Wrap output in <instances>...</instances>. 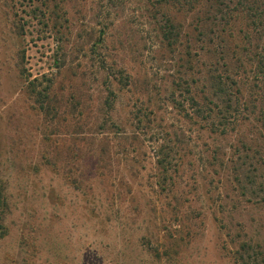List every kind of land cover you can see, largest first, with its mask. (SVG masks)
Returning <instances> with one entry per match:
<instances>
[{
	"label": "rangeland",
	"instance_id": "rangeland-1",
	"mask_svg": "<svg viewBox=\"0 0 264 264\" xmlns=\"http://www.w3.org/2000/svg\"><path fill=\"white\" fill-rule=\"evenodd\" d=\"M150 13L144 0H0V264H264V203L240 196L226 160L243 141L264 160V132L250 119L213 136L171 103L205 67L192 76L159 45ZM226 26L231 48L251 29ZM246 83L251 99L261 86ZM158 152L175 165L168 195ZM173 209L194 218L178 225Z\"/></svg>",
	"mask_w": 264,
	"mask_h": 264
},
{
	"label": "trees",
	"instance_id": "trees-1",
	"mask_svg": "<svg viewBox=\"0 0 264 264\" xmlns=\"http://www.w3.org/2000/svg\"><path fill=\"white\" fill-rule=\"evenodd\" d=\"M144 1L150 6L151 18L149 19L157 29L159 45L169 47L185 57V65L189 66L192 76L195 72L203 74V67H205L202 87L195 83L194 77H191L190 82L185 79L186 94L181 101L172 95L171 103L180 111H185L184 116L199 124L213 136H230L238 129L239 122L250 121V119L258 122L264 132V0ZM170 12L183 13L189 18L188 23L176 21L175 15ZM237 17H245L251 29L239 30L243 44L236 43L231 48L228 38L232 34L228 32L226 25L230 18ZM48 19L51 20L49 17ZM52 24H55V21ZM216 29L219 30L216 31ZM193 32L197 33V37ZM196 41H200L201 45L197 51H193ZM202 55L209 60H204ZM219 66L222 71H219ZM195 67H197L196 71ZM251 81L254 87L260 84L261 90L254 93L253 98L244 99L240 88ZM124 84L127 85L128 82ZM39 110L49 113V104L42 101ZM141 120L139 118V122ZM156 135L159 136L157 139L166 140L162 130H157ZM241 146V148L236 147L226 159L235 173L233 179L235 188L240 196H246L248 201L264 203V181L256 180L253 174V170L256 169L255 163L262 159L261 153L247 142H241ZM211 153L213 158L216 150L213 149ZM171 158L169 152L163 156L160 152L156 154L155 165L159 174L156 175L154 185L160 195L170 193L169 188L174 177L172 173L175 170ZM83 181V179L76 181L77 188L80 190L85 188ZM260 192H263L261 198L258 197ZM6 208H9V201L0 188V238L8 232L4 216ZM174 209L172 220L178 221V225L181 221L184 223L185 220L194 218L190 214V209L187 213H179L176 210L174 212ZM105 212L104 210L103 216L106 217ZM173 231L172 234L170 233L171 238L176 236L175 232L180 233V230L175 228ZM250 248H252L251 244L243 243L238 250Z\"/></svg>",
	"mask_w": 264,
	"mask_h": 264
}]
</instances>
